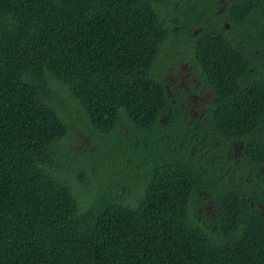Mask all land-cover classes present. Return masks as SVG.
<instances>
[{
	"label": "trees",
	"instance_id": "1",
	"mask_svg": "<svg viewBox=\"0 0 264 264\" xmlns=\"http://www.w3.org/2000/svg\"><path fill=\"white\" fill-rule=\"evenodd\" d=\"M214 1L0 0V264H264V0Z\"/></svg>",
	"mask_w": 264,
	"mask_h": 264
},
{
	"label": "flooded vegetation",
	"instance_id": "2",
	"mask_svg": "<svg viewBox=\"0 0 264 264\" xmlns=\"http://www.w3.org/2000/svg\"><path fill=\"white\" fill-rule=\"evenodd\" d=\"M214 2L215 3L212 5L211 10L209 11V13H207V18H206L207 27L211 29H218L217 26L220 25V28L221 27L227 28L228 24L225 21H221L220 15L225 12L228 14L227 10L228 8H230V5L233 2V0H215ZM199 30H200V27L198 25L192 26L188 29L189 33H192V34H196ZM224 37H227L233 43L240 42L239 36H234V35L226 33ZM170 58L173 59L176 65L180 64V69L177 70L176 75L165 77L164 81L167 84L171 83L170 85H167L169 89L171 88L173 83H176L177 85H181L187 90L189 88V84H192L193 91H191V89L188 91H190L193 95V99H191V101L194 107H197L195 111L193 110L192 112L198 114L199 112L202 111V109H204L205 107L203 106L204 104L209 105V103H211L212 101H215V95L213 91L211 90V88H209L206 85L201 84L198 77L195 76V73H193L192 68H191V58L185 53L183 49L179 47L176 50H174V54L172 57L170 56ZM166 73L167 72L165 71L164 75ZM197 95H199V97H197ZM235 146L240 147V145H235Z\"/></svg>",
	"mask_w": 264,
	"mask_h": 264
},
{
	"label": "rangeland",
	"instance_id": "3",
	"mask_svg": "<svg viewBox=\"0 0 264 264\" xmlns=\"http://www.w3.org/2000/svg\"><path fill=\"white\" fill-rule=\"evenodd\" d=\"M177 67V70L180 68V64H177L174 68ZM179 67V68H178ZM176 71L174 69H172L171 73L168 74L167 76H171V75H175ZM192 105V109H196L197 107H194L193 103L191 102ZM77 113V112H76ZM74 119V118H72ZM70 131H69V135L71 137V139L69 140L67 147L71 150V152H73L74 154H81V153H85V157H87L88 159H91V150L93 148L92 143L89 146V134L86 131H83L81 129V127L76 124L75 122L72 123V121L70 120ZM70 172V175L75 172L72 171L71 169L68 170ZM91 173L93 174V178H95V174L93 173V171H91Z\"/></svg>",
	"mask_w": 264,
	"mask_h": 264
}]
</instances>
